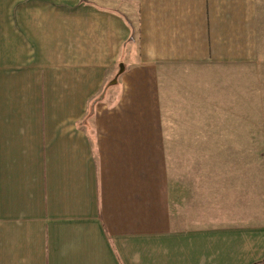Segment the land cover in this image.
Segmentation results:
<instances>
[{
	"label": "crops",
	"instance_id": "0c3cea01",
	"mask_svg": "<svg viewBox=\"0 0 264 264\" xmlns=\"http://www.w3.org/2000/svg\"><path fill=\"white\" fill-rule=\"evenodd\" d=\"M256 95L264 0H0V264H264Z\"/></svg>",
	"mask_w": 264,
	"mask_h": 264
},
{
	"label": "rangeland",
	"instance_id": "374dc122",
	"mask_svg": "<svg viewBox=\"0 0 264 264\" xmlns=\"http://www.w3.org/2000/svg\"><path fill=\"white\" fill-rule=\"evenodd\" d=\"M258 95H256V116L254 120H252L251 126H248L253 130L254 134V149L249 151H233V152H223V162H224V177L227 175L233 174L234 178L237 177L243 178L244 183L241 188L240 183V192L241 190L247 191V184L249 187V193L253 195V203H254V214L252 215H244L241 216L245 220H254L259 221L256 223H260L264 221V156H262V152H264V112H261V103L257 100ZM264 104V103H262ZM241 126L243 125L241 122L239 123ZM233 160V167L227 166L226 164L230 163ZM253 162V165L252 163ZM251 164L252 167H242L238 166V164ZM238 168H237V167ZM247 169V170H246ZM246 171V172H245ZM241 175H243L241 177ZM247 183V184H246ZM233 185L231 183H224V190L227 191L229 187ZM244 187V190H243ZM223 194H226L223 193ZM223 220L225 221H234L238 218V216H223ZM240 218V216H239ZM206 219V218H204ZM203 219V220H204ZM239 220V219H238Z\"/></svg>",
	"mask_w": 264,
	"mask_h": 264
},
{
	"label": "water",
	"instance_id": "95a60500",
	"mask_svg": "<svg viewBox=\"0 0 264 264\" xmlns=\"http://www.w3.org/2000/svg\"><path fill=\"white\" fill-rule=\"evenodd\" d=\"M262 156H264V152H262Z\"/></svg>",
	"mask_w": 264,
	"mask_h": 264
}]
</instances>
